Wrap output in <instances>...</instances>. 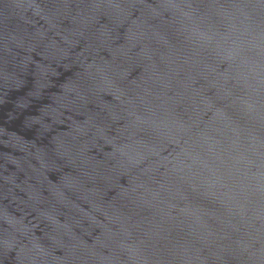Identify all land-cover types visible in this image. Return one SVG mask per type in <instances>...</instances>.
I'll use <instances>...</instances> for the list:
<instances>
[{"label":"water","instance_id":"water-1","mask_svg":"<svg viewBox=\"0 0 264 264\" xmlns=\"http://www.w3.org/2000/svg\"><path fill=\"white\" fill-rule=\"evenodd\" d=\"M0 264H264V0H0Z\"/></svg>","mask_w":264,"mask_h":264}]
</instances>
